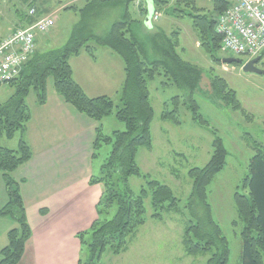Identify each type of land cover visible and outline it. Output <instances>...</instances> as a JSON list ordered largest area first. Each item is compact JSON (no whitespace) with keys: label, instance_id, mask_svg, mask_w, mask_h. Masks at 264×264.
Returning <instances> with one entry per match:
<instances>
[{"label":"trees","instance_id":"obj_1","mask_svg":"<svg viewBox=\"0 0 264 264\" xmlns=\"http://www.w3.org/2000/svg\"><path fill=\"white\" fill-rule=\"evenodd\" d=\"M135 1L88 0V4L79 9L81 21L69 40L62 47L36 51L27 60L20 75L7 82L13 94L0 104V139L2 136L11 139L17 133L22 136L17 149L0 145V171L8 197L0 214L12 216L17 223V227L8 233L9 242L1 250L0 264H18L32 236L21 183L12 173L33 156L30 145L23 138L31 119L27 96L34 89L38 102L45 103L49 78L53 79L56 91L67 103L99 122L94 142V159L98 157L103 144L112 145L101 165V176H94L91 180L92 183H100L103 192L97 205L98 217L88 230L78 234L82 252L78 264H100L106 252L115 255L125 252L130 238L147 220L146 198L150 197L152 216L158 220L164 218L166 211L180 210V200L167 184L149 179L136 193L130 185V178H148L138 163V152L141 147L149 150L153 148L152 123L155 109L151 101L150 82L157 75H162L166 80L164 84L187 91L183 100L180 96H174L166 102L161 114L162 120L180 124V107L184 104L190 109L195 122L209 126L196 99V93L201 91L203 70L197 64L185 60L178 52V32L169 35L161 29L145 30L144 22L133 18L130 6ZM153 1L161 6L172 0ZM174 5L194 9L195 12L186 14L192 19L200 43L215 62H220L218 52L222 49V37L217 32V23L229 3L226 0H213L210 14L203 12L204 8L197 5V0H174ZM108 7H118L121 10L120 18L102 33L93 31L90 20L96 18L101 9ZM142 11H146V8ZM175 11L181 10L174 8L171 13L175 14ZM92 38L120 55L125 66L122 106L116 111V117L124 123L125 130L114 131L111 136L104 133L102 120L113 113V99L108 95L88 96L76 82L69 63V58L83 48L92 53L93 47L86 46ZM263 55L264 51L261 58ZM207 95L223 106L244 111L236 91L222 76L212 77ZM211 130L215 138L210 160L204 167H193L188 172L192 179V192L186 203L190 219L186 222L182 240L187 255L209 254L206 264H229L230 242L222 226L215 220L208 202V186L225 167L228 151L217 130ZM254 150L248 164L249 174L242 183L244 192L236 191L233 197L242 225L239 233L240 264H264V147L256 143ZM114 203L117 204V211L109 219L107 216ZM85 251L88 252V258L83 257Z\"/></svg>","mask_w":264,"mask_h":264},{"label":"rangeland","instance_id":"obj_2","mask_svg":"<svg viewBox=\"0 0 264 264\" xmlns=\"http://www.w3.org/2000/svg\"><path fill=\"white\" fill-rule=\"evenodd\" d=\"M68 1L8 0L7 6L16 10L17 5L23 17L27 18L30 16V6L36 7L38 11L47 10V12H51L57 6ZM74 3L81 9L86 2L85 0H74ZM212 3L213 0H197V5L203 7V12L208 14L211 13ZM150 7L151 16L153 17L157 11L160 13V18L151 20L148 28L151 30L154 28L161 29L169 35L178 32L180 38L178 52L185 60L197 64L203 70L201 91L196 93V99L200 112L210 124L203 126L195 122L192 119L190 109L184 104L180 107V124L162 120L161 114L166 102H169L174 96H180L183 100L187 91L164 84L166 80L162 75H157L156 79L150 82L151 101L155 109V119L152 123L153 149L141 147L138 153V162L142 172L148 178L134 176L130 178V185L138 193L149 179L167 184L173 190L175 197L180 200V210L179 213L173 210L166 211L161 222L152 216L151 199L150 197L146 198L148 220L147 224L140 228L141 230L139 229L137 241L133 239L134 243L130 250L127 251V249L126 252L119 255L106 252L100 264H206L209 254L187 255L183 248L182 239L185 222L190 219L186 203L191 194L192 179L188 172L193 167H204L210 160L213 153L212 142L215 138L211 128H215L218 135L223 138L228 157L223 170L216 174L208 186V202L213 206L224 232L230 238L232 253L229 264H240V251L234 238V230L240 233V226L233 223V221L240 223V220L233 197L236 191L244 192L242 183L249 174L248 164L255 153L254 145L258 143L264 147V74L244 71L243 66L238 63H223L222 60L225 58L247 60V56L234 57L223 49L218 52L221 61L215 62L202 47L198 34L193 27L192 19L186 14L195 12L191 7L176 6L174 0L161 6L153 2ZM174 8L181 11H175V14H172ZM113 9L114 15L110 17ZM130 10L133 12L134 18L140 20L144 18V14L141 15L135 5L132 4ZM104 11L110 12L107 18L101 14L104 20L98 26V33L104 32L112 22L121 16V10L118 7L104 8L101 9L100 13ZM80 17L81 12L76 13L69 8L59 10L55 19L56 26L49 32L51 35L57 36L58 41L51 42L50 45L42 46L40 49L47 50L65 44ZM91 43L95 44L94 42ZM106 60L102 58L96 66H93V73L111 72V67H108L109 63ZM258 67L264 69V55L258 63ZM118 72L121 73L122 82L125 81L122 60ZM215 75L225 78L229 86L236 91L244 109L243 112L223 106L207 95L211 87V79ZM52 81V78H49V82ZM122 87L118 93L109 95L113 99L115 107L113 113L102 120L103 131L106 135L111 136L114 131L125 130L124 123L116 117L117 109L122 106ZM12 93L13 89L9 84H1L0 104L7 101ZM36 97V92L32 89L27 101L32 103ZM18 135L19 133L11 139L2 136L0 145L12 144L18 139ZM14 146L17 149V143ZM111 148V144H103V147L98 151L99 155L94 160L96 176H101V165L109 155ZM116 211L117 204L114 203L107 218H112ZM6 217L8 218L0 220V222L7 223L9 221L13 224L11 229L17 227L12 216L6 215ZM5 232L0 224V239L3 236V242L0 240V249L2 246L8 245L9 242V232ZM87 239H89V235ZM83 257L88 258V252L85 251Z\"/></svg>","mask_w":264,"mask_h":264},{"label":"crops","instance_id":"obj_3","mask_svg":"<svg viewBox=\"0 0 264 264\" xmlns=\"http://www.w3.org/2000/svg\"><path fill=\"white\" fill-rule=\"evenodd\" d=\"M85 2L83 7L88 4V0ZM7 3L8 0H0V38L8 36L16 28L34 25L43 15L52 16L56 26L55 19L58 11L62 8L75 6L74 0H69L51 12L37 10L35 15L26 18L23 17L17 5L16 10H13L7 6ZM133 5L141 15L144 14L141 21L144 22L145 30H148L147 10L142 11L143 8L147 9L148 0H141L140 3L134 2ZM32 7L30 6V8ZM75 7L72 10L80 13V8ZM109 12L104 11L90 20L93 31L98 32V26L104 20L102 16L107 18ZM114 12L113 9L110 17L114 15ZM131 13L133 16V12ZM80 21L81 17L74 25L72 33ZM49 34H38L37 51L50 50H41L40 47L58 41L57 36ZM86 46L93 47L92 53L83 48L78 54L69 58L76 82L90 97L118 93L124 82L121 80V73L118 72L122 60L125 74L123 59L114 50L99 44L94 38L89 39ZM102 58L107 59L111 72L93 73V66H96ZM27 103L30 107L31 119L23 138L30 145L33 156L20 165L12 173V176L21 183V193L32 236L28 240L24 256L18 264H78L82 256L78 234L88 230L98 217L97 205L103 192L100 183L91 182L92 177L96 176L94 172V142L99 122L67 103L56 91L54 82H49V79L46 102L40 104L36 97L32 103L28 101ZM21 136L19 134L16 141L12 144L5 143L3 146L16 149L14 145L17 143L18 147ZM7 199V191L0 171V209L6 204ZM211 208L215 220L221 225L213 206ZM6 218H8L6 215L0 214V220ZM147 220L130 238L127 251L130 250L134 241H137L139 229L147 224ZM162 220L160 221L162 222ZM233 223L240 226L241 230L242 225L238 221H233ZM0 224L4 232H9L13 225L9 221L7 223L0 222ZM225 235L230 242L229 236L226 233ZM234 238L238 244L239 253H241V239L237 230H234ZM0 240L3 242V236ZM1 249L0 256L2 257Z\"/></svg>","mask_w":264,"mask_h":264},{"label":"built area","instance_id":"obj_4","mask_svg":"<svg viewBox=\"0 0 264 264\" xmlns=\"http://www.w3.org/2000/svg\"><path fill=\"white\" fill-rule=\"evenodd\" d=\"M227 1L229 7L219 16L217 23L222 49L231 56H258L264 51V0ZM53 25L54 19L46 16L35 25L19 28L0 39V81H11L20 74L35 52L36 34L47 33Z\"/></svg>","mask_w":264,"mask_h":264},{"label":"water","instance_id":"obj_5","mask_svg":"<svg viewBox=\"0 0 264 264\" xmlns=\"http://www.w3.org/2000/svg\"><path fill=\"white\" fill-rule=\"evenodd\" d=\"M151 3H153V0H148V12L146 15V23L149 25L150 21H151ZM150 4V5H149ZM261 60V56H258L254 59H251L249 61H247L246 63H244L243 65V70L247 71V72H253V73H258V74H264V69H261L258 67V63ZM224 63H239L242 64V60H238V59H234V58H225L222 60Z\"/></svg>","mask_w":264,"mask_h":264}]
</instances>
